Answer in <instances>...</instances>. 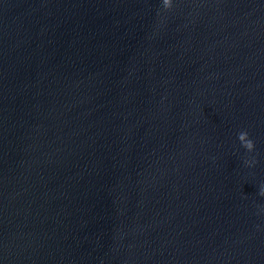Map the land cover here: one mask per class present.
I'll return each instance as SVG.
<instances>
[{
    "label": "water",
    "instance_id": "obj_1",
    "mask_svg": "<svg viewBox=\"0 0 264 264\" xmlns=\"http://www.w3.org/2000/svg\"><path fill=\"white\" fill-rule=\"evenodd\" d=\"M261 186L264 0H0V264H264Z\"/></svg>",
    "mask_w": 264,
    "mask_h": 264
},
{
    "label": "clouds",
    "instance_id": "obj_2",
    "mask_svg": "<svg viewBox=\"0 0 264 264\" xmlns=\"http://www.w3.org/2000/svg\"><path fill=\"white\" fill-rule=\"evenodd\" d=\"M167 3V0H165ZM238 140L242 143V146L249 152H251L254 149V142L252 139L249 138V134L247 131H241L238 133ZM254 161L245 160L246 165L253 164ZM258 194L260 196H264V186H261L259 189Z\"/></svg>",
    "mask_w": 264,
    "mask_h": 264
}]
</instances>
